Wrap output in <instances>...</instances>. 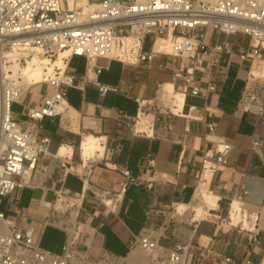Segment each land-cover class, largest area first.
Wrapping results in <instances>:
<instances>
[{
	"label": "built area",
	"instance_id": "built-area-1",
	"mask_svg": "<svg viewBox=\"0 0 264 264\" xmlns=\"http://www.w3.org/2000/svg\"><path fill=\"white\" fill-rule=\"evenodd\" d=\"M148 34L155 39L151 50L145 51ZM220 35L248 37V46L227 39L220 41ZM159 38L168 43L169 51L156 49ZM58 58L63 67L55 65ZM73 58L85 60L82 74L70 68ZM98 59L107 60L108 65H98ZM263 59L264 0H0V264H129L126 258L105 250L93 256L88 252V243L81 242L84 225L73 220V214L76 210L78 215L84 193L65 187L55 191L44 225L65 231L66 240L59 254L39 246V233L35 235L28 230L22 223L25 210L16 207L20 191L32 186L31 176L46 171L44 160L51 155L50 139L40 135L42 121L62 118L70 111L69 87L93 85L101 98L114 91L113 86L98 80L112 61L130 66L153 64L159 71L169 72L173 90L183 96L181 108H171L163 91L164 82H157L154 98L136 99V118L120 113L118 121L127 124L133 136L145 137L154 135L156 125L170 130V124L163 122L162 116L203 123L205 144L194 193L201 184H206L212 192V178L230 166L229 156L234 146L216 135L217 123L206 121L204 112L194 104H186V98H208L216 94L232 63L238 60L246 67L243 108L257 118V125L264 124V77L251 74L252 67ZM35 61H47L45 66L50 67L44 68L42 81L34 84L46 88L36 92L33 85L26 86L21 74L15 76L10 68L35 65ZM26 97L31 105L24 106V118H20L12 110V104L21 103ZM149 116L152 118L147 120L146 129L138 130L137 125ZM252 149L264 161L263 136L253 135ZM146 159L148 166L153 167L152 154ZM182 162L183 156L178 172ZM123 174L131 182L140 180L129 178L127 171ZM246 194L242 189L236 199L243 203ZM105 195L108 196L105 207L115 211L120 195L110 192ZM5 200L6 209H2ZM163 209L149 206L147 213L154 217L164 213ZM224 221L227 228L220 230L222 234L247 235L250 246L243 260L225 253L230 246L228 241L215 251L195 246L191 241L175 242L164 248L148 228L132 236L130 245L146 254V264H186L195 249L214 264H251L250 247L258 241L256 214L248 212L251 227L232 224L228 216Z\"/></svg>",
	"mask_w": 264,
	"mask_h": 264
},
{
	"label": "crops",
	"instance_id": "crops-1",
	"mask_svg": "<svg viewBox=\"0 0 264 264\" xmlns=\"http://www.w3.org/2000/svg\"><path fill=\"white\" fill-rule=\"evenodd\" d=\"M75 59L80 67L75 66ZM113 62L119 65V75L106 84L113 86L114 91L101 98L93 85L69 87L67 103L71 110L62 118L42 121L40 135L50 139L51 155L44 160L46 171L31 176L32 186L20 191L16 204L17 209L26 213L22 223L31 233H39V246L56 254L62 252L65 231L44 225V220L55 191L65 187L72 192L84 193L76 221L84 225L80 240L88 243V252L93 256L105 250L126 258L129 264H146V254L140 248L132 249L130 241L132 236L148 228L154 231L164 248H170L175 242L191 241L195 246L215 251L228 241L230 246L225 253L240 261L250 246L247 235L220 234L218 219L222 218V208L244 189L248 194L241 203L243 218L240 223L244 226V220L248 221V212L256 214L258 241L250 247L251 264H264V161L252 149L253 135L264 137V124L257 125V118L243 108L246 67L235 60L216 94L208 98H186V104H194L204 112L206 121L217 123L216 135L234 148L229 156L230 166L215 174L210 185L220 211H209L206 218L210 219L182 222L173 214V209L195 202L196 172L205 144V126L167 115L162 116V121L170 124V130L156 125L152 137L133 136L130 127L118 121L119 114L136 118V99L154 98L157 82L170 83V73L159 71L153 64L151 67L130 66L112 61L98 76L100 82L99 77L110 70ZM107 65L108 61L103 67ZM70 68L82 74L85 60L73 58ZM139 71L147 77L137 76ZM44 88L46 86H38L34 91ZM26 98L30 102V98ZM30 105L31 102L27 104ZM89 134L101 139L104 150L85 158L81 143ZM148 154L154 158L153 167L147 164ZM181 156L183 164L178 172ZM125 171L129 178L140 180L129 181L123 174ZM105 192L120 195L115 211L105 207L104 203L108 201ZM6 201L3 209H6ZM149 206L163 207L164 213L153 217L147 213ZM44 241L45 246L42 245ZM199 252L195 249L186 264H214Z\"/></svg>",
	"mask_w": 264,
	"mask_h": 264
},
{
	"label": "bare ground",
	"instance_id": "bare-ground-1",
	"mask_svg": "<svg viewBox=\"0 0 264 264\" xmlns=\"http://www.w3.org/2000/svg\"><path fill=\"white\" fill-rule=\"evenodd\" d=\"M156 49H162L165 51H169L170 46L164 39L159 38L156 43ZM34 64L35 65L28 64L26 67H22V68H18V66L10 67L12 71L14 72L15 76L17 74H21V76L23 77V83L26 86L33 85L32 87L33 91L38 88V85L35 86L34 84H37L42 81V78L45 72L44 68L45 67H48V69L50 68L49 66H45L47 65V61H40V62L35 61ZM55 65L63 67V62L61 58H58L55 61ZM19 70H21V73H18ZM251 74H254L255 76L264 77V59L261 61L260 65H255L252 67ZM162 87H163V91L166 94L167 99L170 101L171 108L175 109L173 108V106H177L178 108H181L182 103H183V96L176 93L173 90L172 83L164 82ZM143 123L142 124L139 123L137 125L138 130L146 129V125H147L146 120ZM81 148H82V154L85 158L90 157L91 155H94L96 152H103L104 150V146L101 142V139L96 138L91 134L85 136V138L83 139L81 143ZM205 177L207 180H210L209 174H206ZM194 200L195 202L191 203L190 205L180 204L179 206H176V209L174 212L175 216L179 218H183V219H190L191 221L192 220L199 221L204 216L208 215V212L210 210L217 209V196L213 194V192H211L206 187V184H201L199 186V189L195 193ZM196 201H200V205ZM73 216H74L73 220L74 219L76 220V216H77L76 210ZM242 218H243V214H242L241 202L237 199H234L229 206L228 219L232 222V224L237 225L242 221ZM247 222L248 221L244 220V226L251 227ZM140 257L141 256H139V258Z\"/></svg>",
	"mask_w": 264,
	"mask_h": 264
},
{
	"label": "rangeland",
	"instance_id": "rangeland-1",
	"mask_svg": "<svg viewBox=\"0 0 264 264\" xmlns=\"http://www.w3.org/2000/svg\"><path fill=\"white\" fill-rule=\"evenodd\" d=\"M154 39H155V37H154V35H152V34H148L147 36H146V38H145V41H144V50L145 51H150L151 50V48H152V45H153V42H154ZM225 39H227L229 42H234V41H236V43L238 44V45H243L244 47H247L248 46V41H249V38L248 37H243L242 35H239V36H237V37H234V36H230V37H226L225 35H222L221 37H220V41H223V40H225ZM77 60L75 59V66H77V67H80V65L76 62ZM97 63L99 64V65H102V66H104V65H106L107 64V60H105V59H98L97 60ZM260 63L261 62H256V65H260ZM118 75H119V65L117 64V63H112L111 64V67H110V70L108 71V72H105L103 75H101L100 77H99V79L102 81V82H104V83H110L113 79H116L117 77H118ZM136 75L137 76H140V77H147V75L146 74H143V73H140V71L139 72H137L136 73ZM38 89V88H37ZM168 100V99H167ZM169 101V100H168ZM30 102H29V100H28V98H24L23 100H22V102L21 103H18V102H15V103H13L12 104V110L15 112V113H18V114H20V118H24V116L22 115V111H23V109H24V106L25 105H27V104H29ZM150 118H152V117H148V119L147 120H149ZM145 118L142 120V122H141V124L143 123V122H145ZM144 124V123H143ZM197 203H199V205H200V201H197ZM2 209H3V206H2ZM228 210H229V207H228V205L225 207V208H222V214H221V216H222V218L221 219H218V224L221 226L220 227V230L222 229V228H224V229H226L227 228V226H225V219L227 218V216H228ZM174 212V211H173ZM212 213V212H211ZM174 214V213H173ZM177 218H179V217H177ZM203 218H206V216H204ZM211 217H207L206 219H210ZM179 219H181V220H184L185 221V219H183V218H179ZM187 220V219H186ZM188 220H190V219H188ZM229 220V219H228ZM220 234H222L221 233V231H220ZM42 245L43 246H45V241L44 242H42ZM145 254V253H144Z\"/></svg>",
	"mask_w": 264,
	"mask_h": 264
}]
</instances>
